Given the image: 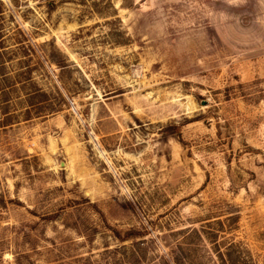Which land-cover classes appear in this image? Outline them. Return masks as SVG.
Wrapping results in <instances>:
<instances>
[{
  "label": "rangeland",
  "instance_id": "obj_1",
  "mask_svg": "<svg viewBox=\"0 0 264 264\" xmlns=\"http://www.w3.org/2000/svg\"><path fill=\"white\" fill-rule=\"evenodd\" d=\"M0 264H264V0H0Z\"/></svg>",
  "mask_w": 264,
  "mask_h": 264
}]
</instances>
